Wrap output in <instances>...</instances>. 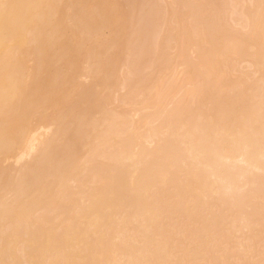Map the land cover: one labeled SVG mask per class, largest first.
<instances>
[{
    "label": "bare ground",
    "instance_id": "bare-ground-1",
    "mask_svg": "<svg viewBox=\"0 0 264 264\" xmlns=\"http://www.w3.org/2000/svg\"><path fill=\"white\" fill-rule=\"evenodd\" d=\"M0 264H264V0H0Z\"/></svg>",
    "mask_w": 264,
    "mask_h": 264
},
{
    "label": "rangeland",
    "instance_id": "rangeland-1",
    "mask_svg": "<svg viewBox=\"0 0 264 264\" xmlns=\"http://www.w3.org/2000/svg\"><path fill=\"white\" fill-rule=\"evenodd\" d=\"M172 0H167V2H171ZM192 56H194V53L192 52ZM246 65V64H244ZM182 68L179 69V71ZM82 82L88 83L89 80L85 77H82ZM125 94V90H121L119 92V96H122ZM133 117L134 119H138V115L136 113L133 112ZM53 127L51 126H37L36 131L34 133V135L40 140L42 138H44L46 135H48L51 131H52ZM20 156L19 155H15L14 157H10V158H4L3 163L5 165H17L19 166L20 164H22L25 161H28L31 157L29 155H26L24 157H22V159H19Z\"/></svg>",
    "mask_w": 264,
    "mask_h": 264
}]
</instances>
